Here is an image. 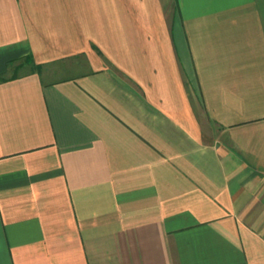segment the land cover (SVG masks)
Wrapping results in <instances>:
<instances>
[{
    "label": "crops",
    "instance_id": "crops-1",
    "mask_svg": "<svg viewBox=\"0 0 264 264\" xmlns=\"http://www.w3.org/2000/svg\"><path fill=\"white\" fill-rule=\"evenodd\" d=\"M0 264H264V0H0Z\"/></svg>",
    "mask_w": 264,
    "mask_h": 264
},
{
    "label": "trees",
    "instance_id": "trees-1",
    "mask_svg": "<svg viewBox=\"0 0 264 264\" xmlns=\"http://www.w3.org/2000/svg\"><path fill=\"white\" fill-rule=\"evenodd\" d=\"M25 66H29V67L33 66L32 70H41L40 66L34 65V61L31 57L25 58L24 62L16 67V69L14 70V74L10 78L6 77V75H0V84L7 83L9 81L20 78V72L22 69L24 70ZM25 74H29V73L27 72Z\"/></svg>",
    "mask_w": 264,
    "mask_h": 264
},
{
    "label": "rangeland",
    "instance_id": "rangeland-1",
    "mask_svg": "<svg viewBox=\"0 0 264 264\" xmlns=\"http://www.w3.org/2000/svg\"><path fill=\"white\" fill-rule=\"evenodd\" d=\"M31 69L29 66H25L24 70L22 71L23 74L29 72Z\"/></svg>",
    "mask_w": 264,
    "mask_h": 264
}]
</instances>
